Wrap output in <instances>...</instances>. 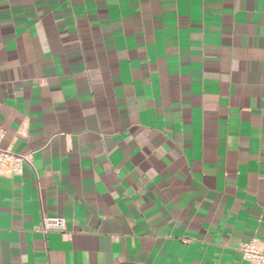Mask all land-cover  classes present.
<instances>
[{"label":"crops","instance_id":"1","mask_svg":"<svg viewBox=\"0 0 264 264\" xmlns=\"http://www.w3.org/2000/svg\"><path fill=\"white\" fill-rule=\"evenodd\" d=\"M0 125V264L264 250V0H0Z\"/></svg>","mask_w":264,"mask_h":264},{"label":"built area","instance_id":"2","mask_svg":"<svg viewBox=\"0 0 264 264\" xmlns=\"http://www.w3.org/2000/svg\"><path fill=\"white\" fill-rule=\"evenodd\" d=\"M5 136V129L0 125V174L7 171L10 174L22 172L25 162H29L28 156L15 154L9 149L1 147V142ZM65 219L62 217L43 218V230L63 231L65 229ZM243 258L249 260L252 264H264V250L256 238L244 242L240 246Z\"/></svg>","mask_w":264,"mask_h":264}]
</instances>
